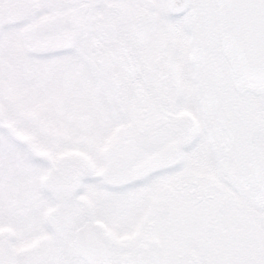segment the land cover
<instances>
[{"label": "snow or ice", "instance_id": "1", "mask_svg": "<svg viewBox=\"0 0 264 264\" xmlns=\"http://www.w3.org/2000/svg\"><path fill=\"white\" fill-rule=\"evenodd\" d=\"M0 264H264V0H0Z\"/></svg>", "mask_w": 264, "mask_h": 264}]
</instances>
